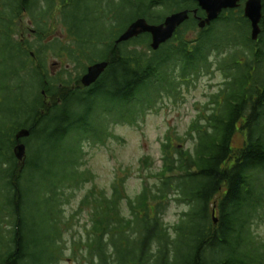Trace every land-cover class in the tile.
I'll return each mask as SVG.
<instances>
[{"label":"trees","instance_id":"obj_1","mask_svg":"<svg viewBox=\"0 0 264 264\" xmlns=\"http://www.w3.org/2000/svg\"><path fill=\"white\" fill-rule=\"evenodd\" d=\"M262 3L257 40L241 6L203 30L190 14L152 51L149 34L115 41L139 18L160 24L196 2L0 0V264H264L255 231L264 220ZM191 31H199L195 39L186 38ZM99 61L108 68L84 87L82 76ZM205 73L224 82L186 136L162 141L153 182L146 176L134 198L122 178L111 194L94 188L69 218L65 206L94 179L81 170L82 141L104 142L111 122L135 125L164 94L179 96ZM23 129L30 135L18 140ZM19 143L27 148L23 162L14 152ZM172 204L185 210L169 224ZM84 213L89 221L75 233Z\"/></svg>","mask_w":264,"mask_h":264},{"label":"rangeland","instance_id":"obj_2","mask_svg":"<svg viewBox=\"0 0 264 264\" xmlns=\"http://www.w3.org/2000/svg\"><path fill=\"white\" fill-rule=\"evenodd\" d=\"M26 21H29L28 18ZM62 32L59 29L57 35L66 40L67 36H63L65 34ZM198 34L199 31H191L185 35L187 39H195ZM56 62V58L49 54L47 63L53 75L60 71V68L54 65ZM223 82L221 74L205 73L194 84L183 86L179 96L170 98L164 94L155 103L154 108L147 109L143 115L137 116L135 125L111 122L109 131L112 136L104 142L82 141L81 170L90 171L94 179L74 192V198L65 206L66 215L71 218L78 210L81 199L94 188L111 194L113 183L121 178L125 192L130 197L134 198L140 194L144 181L153 182L151 174L161 166V145L167 134L186 136L192 121L197 117L198 108L208 101L211 94L219 90ZM240 142L241 136L238 135L235 143ZM34 147H38V144L35 143ZM144 158L149 159L147 169H144L142 164ZM183 210L185 206L172 204L165 221L169 224L175 223ZM87 221V214H80L74 222L75 233L83 232ZM255 231L264 239V220L258 222ZM75 233L67 237L68 243L72 242ZM61 264L70 262L64 260Z\"/></svg>","mask_w":264,"mask_h":264},{"label":"water","instance_id":"obj_3","mask_svg":"<svg viewBox=\"0 0 264 264\" xmlns=\"http://www.w3.org/2000/svg\"><path fill=\"white\" fill-rule=\"evenodd\" d=\"M191 1V0H184ZM199 4V7L206 13L205 18H198L199 27L204 29L213 21L218 19L220 15L229 9H236L240 6L242 0H193ZM263 4L262 0H247L245 3V17L249 19L252 26V38L257 40L261 33ZM197 11L194 14L197 16ZM190 18V11L183 10L168 16L165 21L160 24H151L145 18H139L132 22L127 29L115 41L116 45L128 42L143 34L151 35V48L157 51L163 44L170 41L176 30ZM108 62L102 61L91 65L87 73L82 77V85L91 87L95 84L102 74L108 68ZM30 135L26 129L21 130L17 139L26 138ZM17 159L21 162L26 157L27 148L24 143H19L14 149Z\"/></svg>","mask_w":264,"mask_h":264}]
</instances>
